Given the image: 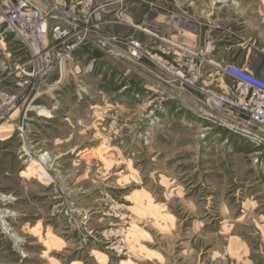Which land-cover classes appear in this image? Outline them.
I'll return each instance as SVG.
<instances>
[{
    "label": "rangeland",
    "instance_id": "374dc122",
    "mask_svg": "<svg viewBox=\"0 0 264 264\" xmlns=\"http://www.w3.org/2000/svg\"><path fill=\"white\" fill-rule=\"evenodd\" d=\"M212 1L107 2L119 40L109 49L122 58L90 44L79 73L72 62L40 91L5 69L22 44L1 23L0 264H264V148L200 117L199 90L165 86L161 67L125 50L127 36L143 40V21L189 44L176 25L192 23L186 10L203 21L195 47L245 37L264 66V0Z\"/></svg>",
    "mask_w": 264,
    "mask_h": 264
},
{
    "label": "built area",
    "instance_id": "2783aa9c",
    "mask_svg": "<svg viewBox=\"0 0 264 264\" xmlns=\"http://www.w3.org/2000/svg\"><path fill=\"white\" fill-rule=\"evenodd\" d=\"M55 1L54 4L53 0H44V6L36 5L33 0H17L15 3L0 1V25L3 21L8 22L22 44V48L19 45L14 48L13 66L5 69L19 78L18 84L23 91H30V87L40 91L54 85L52 77L56 73H66L72 62H76L75 71L79 73L82 69L80 52L90 44L96 43L114 57L122 58L117 49L110 50L108 45L119 42L106 28L110 23L106 18L107 2L114 0ZM151 4L153 8L147 13H154L157 4L154 1ZM181 13L186 21L202 26V19L189 16L186 10H181ZM134 27L137 32H143V40L134 36L125 38V50L132 60L148 65L150 69L152 65L161 67V72H165L168 80L162 75L159 78L170 86L179 82L190 89L199 90L209 108L205 112H198L200 117L216 121L220 126L264 148L262 76L244 66L218 59L216 50L219 45L211 37L201 46L195 47L191 43L173 40L166 34L153 36L145 30L155 28L149 25L143 27L134 24ZM231 33L234 32H227L228 36ZM238 43L245 48L248 42L245 37L239 36ZM161 53L173 54L174 62L180 68L166 64ZM90 54L86 51L84 57ZM93 62L97 63L98 58H90L88 68L93 67L90 64ZM11 97V102L15 101V97ZM216 112H221L225 119L218 118Z\"/></svg>",
    "mask_w": 264,
    "mask_h": 264
},
{
    "label": "crops",
    "instance_id": "0c3cea01",
    "mask_svg": "<svg viewBox=\"0 0 264 264\" xmlns=\"http://www.w3.org/2000/svg\"><path fill=\"white\" fill-rule=\"evenodd\" d=\"M33 1H35L36 3H38L40 6H44L45 5L44 0H33ZM211 4H212V7L210 9L213 10L214 9V6H216V3L213 0L211 2ZM215 9H216V7H215ZM218 9L219 10H222V11H225L226 14H229V12H231V10H232V7L231 8L230 7L229 8H226L225 5L219 4V5H217V10ZM217 14H219V13H217ZM158 18L161 19L162 16H158ZM219 18L221 19L222 16L219 17ZM222 19L220 21H222ZM237 22L238 21H236V23ZM176 25H178V26L181 25V26H179L180 32H177V33H178V35L182 36V33L181 32H183V36H184L183 37V40H185L187 42L190 41L189 43L194 44V43H196V41L198 39H200V35L199 34L201 32V27H198V26H196L195 24H192V23L189 24V25H187V26H185L184 23H182V24H176ZM190 25H192L193 28H188V29H192V30L193 29H196V30H194V32H191L189 30H185V27H188ZM155 28H158L160 31H164L165 32L164 34H166V35H167V30L170 29L169 27H164V26H162V27H155ZM183 29H184V31H183ZM185 31L188 32V34L190 36H188L185 33ZM225 37L228 39L227 36H223L222 41H220V44H219V50L216 53V57L218 59L228 60V61L234 62L237 65L244 66V67L248 68L250 71L256 73L257 75H260V76L264 77V66H261L260 64H258V65L253 64V59H251V55L253 53L251 54L250 53L251 51L246 52L243 49V47H241L240 45H237V44H232L231 45L229 42L224 41ZM228 40H230V39H228ZM162 83L165 86L171 87L170 85H167L164 82H162Z\"/></svg>",
    "mask_w": 264,
    "mask_h": 264
},
{
    "label": "bare ground",
    "instance_id": "6f19581e",
    "mask_svg": "<svg viewBox=\"0 0 264 264\" xmlns=\"http://www.w3.org/2000/svg\"><path fill=\"white\" fill-rule=\"evenodd\" d=\"M147 24V23H146ZM148 25V24H147ZM145 29V28H144ZM147 31H149L153 36H157V35H164V31H160L158 28H149V29H145ZM165 79L168 80L167 75L165 74V72L160 73ZM6 110H3V112ZM202 113V112H201Z\"/></svg>",
    "mask_w": 264,
    "mask_h": 264
}]
</instances>
